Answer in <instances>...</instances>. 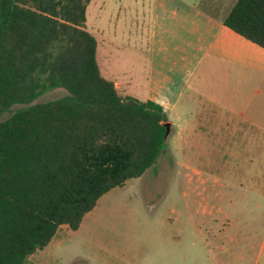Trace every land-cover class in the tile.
I'll return each instance as SVG.
<instances>
[{"label": "trees", "instance_id": "16d2710c", "mask_svg": "<svg viewBox=\"0 0 264 264\" xmlns=\"http://www.w3.org/2000/svg\"><path fill=\"white\" fill-rule=\"evenodd\" d=\"M89 1L0 0V264H30L61 225L76 230L168 136L161 105L101 75ZM223 24L264 48V0H236ZM55 88L66 94L34 102Z\"/></svg>", "mask_w": 264, "mask_h": 264}, {"label": "rangeland", "instance_id": "374dc122", "mask_svg": "<svg viewBox=\"0 0 264 264\" xmlns=\"http://www.w3.org/2000/svg\"><path fill=\"white\" fill-rule=\"evenodd\" d=\"M235 1L90 0L85 28L96 39L101 75L126 82L144 101L152 91L151 31L164 32L155 21L161 6L188 4L222 17ZM65 94L55 88L34 102ZM190 110L182 118L199 116ZM166 116L178 125L173 111ZM235 127L226 132L227 149L225 138L193 143L169 125L155 163L103 194L77 230L62 226L47 264H264V139L234 141Z\"/></svg>", "mask_w": 264, "mask_h": 264}, {"label": "crops", "instance_id": "0c3cea01", "mask_svg": "<svg viewBox=\"0 0 264 264\" xmlns=\"http://www.w3.org/2000/svg\"><path fill=\"white\" fill-rule=\"evenodd\" d=\"M161 7L163 13L155 21L162 24L164 32L154 27L151 31L152 91L144 101L161 105L166 114L173 111L178 125L167 117L170 133L186 132L193 143L213 136L221 143L225 138L223 147L229 149L226 132L235 126L238 137H233L234 141L264 139V48L223 24L230 10L215 17L188 4ZM185 17L190 20L184 21ZM155 73L161 76L155 78ZM111 81L119 95L139 99L126 82L122 84L116 77ZM190 108L200 110L199 116L182 118L185 111L192 112ZM213 125L214 134H208ZM62 226L66 225L28 261L50 262Z\"/></svg>", "mask_w": 264, "mask_h": 264}, {"label": "water", "instance_id": "95a60500", "mask_svg": "<svg viewBox=\"0 0 264 264\" xmlns=\"http://www.w3.org/2000/svg\"><path fill=\"white\" fill-rule=\"evenodd\" d=\"M166 132H169V123H166Z\"/></svg>", "mask_w": 264, "mask_h": 264}]
</instances>
